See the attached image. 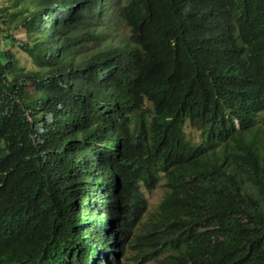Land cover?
Returning a JSON list of instances; mask_svg holds the SVG:
<instances>
[{
    "label": "trees",
    "instance_id": "trees-1",
    "mask_svg": "<svg viewBox=\"0 0 264 264\" xmlns=\"http://www.w3.org/2000/svg\"><path fill=\"white\" fill-rule=\"evenodd\" d=\"M112 2H0V264H264V0Z\"/></svg>",
    "mask_w": 264,
    "mask_h": 264
},
{
    "label": "rangeland",
    "instance_id": "rangeland-1",
    "mask_svg": "<svg viewBox=\"0 0 264 264\" xmlns=\"http://www.w3.org/2000/svg\"><path fill=\"white\" fill-rule=\"evenodd\" d=\"M4 0H0V2H3ZM119 1V4L126 3L128 0H113L112 4ZM129 30L122 21L119 19L117 15L108 22L107 26L103 28V35H102V42H99L97 45H93L91 50H94L99 47V45H106V44H118L121 41L125 40L128 36ZM21 57H25L24 53H20ZM32 66V65H31ZM30 66V67H31ZM188 133H191L194 135V137H197L199 134L193 130L192 128H187ZM165 194V187L161 183L159 184L155 189H153L150 192H146V196L148 198L149 206H148V212L145 213L143 217V222L145 225H151V221L154 215L155 210L157 209L158 204L162 200L163 196ZM85 212H82L84 214ZM89 213L85 215V217H89ZM83 217V218H85ZM96 217V213H93L91 218ZM82 222H84L82 220ZM86 233H90L94 229V225L90 228V225L86 226ZM167 249V248H166ZM132 251L131 248H129V252L125 254L124 258H121L120 264H171V259L167 257V255H164L165 253H160L159 257L157 255H154V257H157L156 259L152 260H146L143 263H138L136 260V256L132 255L130 253ZM164 255V256H162Z\"/></svg>",
    "mask_w": 264,
    "mask_h": 264
},
{
    "label": "clouds",
    "instance_id": "clouds-1",
    "mask_svg": "<svg viewBox=\"0 0 264 264\" xmlns=\"http://www.w3.org/2000/svg\"><path fill=\"white\" fill-rule=\"evenodd\" d=\"M188 127H189V126H188ZM188 127H187V128H188ZM190 128H191V127H190ZM192 129H193V128H192ZM186 130H187V129H186ZM193 130H194V129H193ZM195 131H196V130H195ZM187 132H188V131H187ZM196 132H197V131H196ZM190 134H191V133H190ZM192 135H193V134H192ZM192 139H193V141H196V140L198 139V136H197V137H194V135H193V138H192ZM85 213L87 214V213H89V212H85ZM89 215H90V213H89ZM90 217H91V215H90L88 218H90Z\"/></svg>",
    "mask_w": 264,
    "mask_h": 264
}]
</instances>
